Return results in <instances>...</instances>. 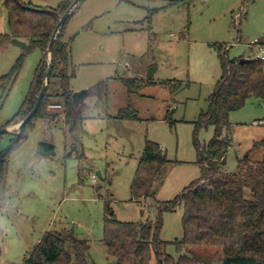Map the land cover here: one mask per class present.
<instances>
[{
  "label": "rangeland",
  "instance_id": "374dc122",
  "mask_svg": "<svg viewBox=\"0 0 264 264\" xmlns=\"http://www.w3.org/2000/svg\"><path fill=\"white\" fill-rule=\"evenodd\" d=\"M0 32H9L3 0ZM64 38L70 50L67 71L74 70L69 87L73 92H90L81 99V122L73 131L59 116L36 118L26 140L12 151L0 200V264H23L46 231L63 229H73L89 244L85 251L68 244L69 253L80 251L89 264H115L102 241L106 203L121 221L155 222L161 213L159 237L167 243L166 253L177 258L172 242L182 237L183 208L181 204L160 206L200 177L193 136L199 114L207 109L222 73L216 45H224L229 60L255 58L252 43L264 40V0H194L190 4L82 0L66 24ZM21 52L12 43L0 51V76ZM41 57L39 48L32 49L12 86L5 93L0 90V128L18 111ZM121 76L154 82L145 85L140 95L128 96L117 79ZM162 80L186 85L172 93L159 83ZM58 84L53 79L50 92L55 94ZM61 101L54 96L51 103L61 108L48 110L61 113ZM128 104L134 106L137 117L115 118L118 109ZM169 108L174 109V126L166 118ZM262 119L264 99L254 95L230 114L231 142L224 171L236 173L238 160L254 141L264 138ZM17 124L9 129L18 131ZM213 131L212 126L199 127L198 143H207ZM12 132L0 134V151L9 145ZM146 140L157 142L170 162L152 187L154 196L134 201L130 186ZM42 142L51 143L52 151L44 152ZM261 158V150L249 153L250 161ZM250 195L247 189L246 196ZM189 248L210 264H220V247Z\"/></svg>",
  "mask_w": 264,
  "mask_h": 264
},
{
  "label": "trees",
  "instance_id": "16d2710c",
  "mask_svg": "<svg viewBox=\"0 0 264 264\" xmlns=\"http://www.w3.org/2000/svg\"><path fill=\"white\" fill-rule=\"evenodd\" d=\"M71 1L60 0L55 7H48L23 0H3L9 32L0 33V51H5L13 38L26 41V46L9 71L0 76V90L5 93L12 86L32 49L39 48L42 57L18 111L2 127L18 123L33 108L45 79L50 37ZM167 1L190 4L194 0ZM68 20L54 40L50 57V80L38 110L20 131L12 132L9 145L0 151V200L4 195L10 155L26 140L27 129L32 126L34 119H56L59 116L69 126L70 132L81 122L79 110L83 107L82 101L72 97L73 91L69 87L74 70L70 73L67 71L70 67V50L64 36ZM216 47L222 73L208 98L207 109L199 114L193 136L198 152L200 177L192 180L173 200L160 206L167 209L182 205V237L172 242L179 255L174 258L165 251L167 243L159 237L162 227L161 213L155 222L121 221L106 203L102 241L107 253L114 257L115 264L211 263L192 251L189 248L192 246L220 247V264H264V138L254 141L245 157L238 160L236 173L223 170L225 155L231 142L228 136L231 127L230 114L241 108L249 96L264 99V60H229L223 50L224 45L218 44ZM53 79L59 82L55 94L50 92ZM117 79L128 96L140 95L145 85L154 82L152 79L143 81L126 76ZM159 83L168 86L172 93L186 85L177 80H162ZM54 96L62 99L61 113H53L47 109ZM173 112V108L167 110L166 118L170 126H174ZM136 117L137 111L132 104L119 108L115 116L117 119ZM261 123L264 125V119ZM202 126H212L214 131L210 140L200 145L195 133ZM256 150L262 151V158L250 161L249 153ZM168 162L170 161L157 142L145 141L130 186L132 200L154 196L152 187L160 177L162 167ZM247 189L250 197L246 196ZM68 244L83 251L89 248L88 241L78 238L73 229L48 230L27 252L23 264H89L80 251H76L74 255L69 253L66 249ZM184 249L187 251L182 253Z\"/></svg>",
  "mask_w": 264,
  "mask_h": 264
},
{
  "label": "water",
  "instance_id": "95a60500",
  "mask_svg": "<svg viewBox=\"0 0 264 264\" xmlns=\"http://www.w3.org/2000/svg\"><path fill=\"white\" fill-rule=\"evenodd\" d=\"M82 0H72L70 5L67 7V9L65 10V12L60 16L58 22L55 25L54 31L50 37L49 43H48V47H47V61H48V65H47V69H46V74H45V79L44 82L39 90V93L36 97V101L35 104L33 106V108L27 113V115L18 122L17 124V129L18 131H20L22 129V127L32 119V117L34 116V114L36 113V111L38 110L40 103L42 101V98L44 96V93L47 89L48 86V82L50 80V74H51V63H50V57H51V52H52V46L54 43V40L56 39L57 35L59 34L60 30L62 29V27L64 26L65 22L68 20V18L70 17V15L72 14V12L75 10V8L80 4ZM171 1V0H170ZM11 43L20 47L21 49H23L26 46V42L18 39V38H13L11 40ZM245 60H248L246 58H242L240 59V62H243ZM90 92V89H84L82 91H76L72 93V97L74 99H76L77 101H80L86 94H88ZM4 132H12L11 129H9L8 127H1L0 128V134L4 133ZM42 146V150L44 152H50L53 149V145L51 143L48 142H42L41 143Z\"/></svg>",
  "mask_w": 264,
  "mask_h": 264
},
{
  "label": "built area",
  "instance_id": "2783aa9c",
  "mask_svg": "<svg viewBox=\"0 0 264 264\" xmlns=\"http://www.w3.org/2000/svg\"><path fill=\"white\" fill-rule=\"evenodd\" d=\"M252 44L255 45L254 47L255 58L264 60V40L261 41L255 40ZM60 108H61V104L59 103H50L47 106V109H60ZM92 178L93 181H95L97 176L93 174Z\"/></svg>",
  "mask_w": 264,
  "mask_h": 264
},
{
  "label": "crops",
  "instance_id": "0c3cea01",
  "mask_svg": "<svg viewBox=\"0 0 264 264\" xmlns=\"http://www.w3.org/2000/svg\"><path fill=\"white\" fill-rule=\"evenodd\" d=\"M126 1H128V0H126ZM24 2H26L25 0H24ZM27 2H29V3H31V4H33V5H39V6H48V7H55L59 2H60V0H57L56 2H47V3H45V4H35V3H33L31 0H27ZM0 33H3V32H0ZM5 33V32H4ZM24 41V40H23ZM26 42V41H25ZM150 79V78H149ZM119 81V80H118ZM98 173V172H97Z\"/></svg>",
  "mask_w": 264,
  "mask_h": 264
}]
</instances>
